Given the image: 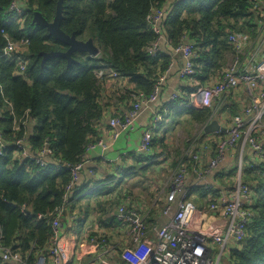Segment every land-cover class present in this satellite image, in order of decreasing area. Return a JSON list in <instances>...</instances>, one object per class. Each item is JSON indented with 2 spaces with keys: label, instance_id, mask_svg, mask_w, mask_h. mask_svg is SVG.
<instances>
[{
  "label": "trees",
  "instance_id": "obj_1",
  "mask_svg": "<svg viewBox=\"0 0 264 264\" xmlns=\"http://www.w3.org/2000/svg\"><path fill=\"white\" fill-rule=\"evenodd\" d=\"M20 1L0 0V55L7 39L27 40L23 71L15 58H0V245L34 264L50 252L52 221L65 211L71 169L82 165L107 112V79L96 72L110 69L115 80L127 79L133 101L138 93L149 97L171 62L170 53L148 54L159 36L147 18L162 9V35L172 49L185 41L194 45V74L187 79L203 84L215 72L220 77L227 65L233 51L228 33L252 27L255 16L250 0H62L61 30L78 41L92 39L101 52L99 58L75 52L69 64L65 58L42 61L41 53L65 48L32 25L36 12L52 22L59 0H22L23 7ZM13 2L19 14L10 12ZM192 91L185 89L173 102L188 103ZM210 110L187 111L203 125ZM241 180L250 184L251 217L246 237L233 243L222 264H264V161L244 168ZM0 264L9 263L0 255Z\"/></svg>",
  "mask_w": 264,
  "mask_h": 264
},
{
  "label": "crops",
  "instance_id": "obj_2",
  "mask_svg": "<svg viewBox=\"0 0 264 264\" xmlns=\"http://www.w3.org/2000/svg\"><path fill=\"white\" fill-rule=\"evenodd\" d=\"M234 33L249 38L248 50H251L256 60L264 58V30H261L260 20H254L252 27L250 24V27ZM158 44L160 52L171 55L169 68L164 72L165 82L157 98L142 105L138 117L132 123L133 130L118 131L117 138L109 122L113 117L126 116L132 109L135 103L130 98L132 86L127 79H107L103 83L105 100L108 101L107 112L97 124L95 135L86 147L82 169L72 193L67 197L65 211L60 215L58 257L49 253L37 256L45 258L46 264H127L129 260L138 263L145 258L147 245L155 239V231L176 212L175 202L167 196V187L177 157L183 151L181 143L184 140L188 143L191 139L192 145L179 159L188 151L200 156L198 164H193L191 160L186 163V183L190 200L196 209L194 223L198 227L207 222L221 235L225 231L226 220L217 213L206 214L209 202L232 197L240 177V164L242 171L244 168L247 171L251 164L262 163L263 160L251 147L239 143L235 148H228L216 168L210 169L217 145L228 137L233 116L241 113L250 100L246 88L241 84L230 91L226 103L210 110V118L205 124L199 125L187 111L192 106L174 103L172 96L181 97L187 88L195 91L204 85L219 82L218 72L203 84L191 82L182 75L184 61L177 55L175 48L170 47L166 37L162 35ZM233 56V51L226 55L227 64ZM260 88H263L262 84ZM212 121L223 130L205 133L204 127ZM261 132L258 139L264 147V126ZM146 133L150 135V144L143 151L142 137ZM98 141L106 143L107 148H89ZM244 184L250 187L248 182ZM121 207L135 212L147 224V231L137 246L128 238V215L119 214ZM168 207L170 210L165 213ZM77 224L82 226L80 233L74 230ZM215 243L209 240L208 246L215 247ZM64 244L72 247V254L64 252ZM232 246L233 243L229 244L226 252Z\"/></svg>",
  "mask_w": 264,
  "mask_h": 264
},
{
  "label": "built area",
  "instance_id": "obj_3",
  "mask_svg": "<svg viewBox=\"0 0 264 264\" xmlns=\"http://www.w3.org/2000/svg\"><path fill=\"white\" fill-rule=\"evenodd\" d=\"M252 11L255 20H260L261 30H264V0H253ZM10 12L20 13V9L16 2L10 6ZM164 19V10L155 9L148 16L147 20L152 28V31L159 36H162L160 28ZM158 39V42H159ZM228 43L231 45L234 56L223 70L219 82L213 85H204L190 92L188 104L196 109H217L227 101V94L233 89L238 88L241 84L245 86L249 102L244 106L241 113L233 116L232 126L228 131V137L219 142L215 150V157L210 163V169L216 168L218 163L224 158L228 148H235L239 143L252 148L253 152L264 161V147L260 144L259 137L264 126V58L256 60L255 55L248 50L249 38L240 33H230ZM158 42L153 44L148 50L149 55H154L158 50ZM27 40L20 42H12L7 39V45L2 50L0 58L12 57L17 61V66L20 71H23L26 66V60L18 55V44L26 46ZM177 55H181L184 64L182 75L187 78H192L193 60L196 58L194 45L185 41L175 49ZM165 73L157 81L153 93L149 97L138 93L135 97V103L130 112L124 117H113L110 119L109 125L114 132V137H118V131L125 132L133 130V122L138 117L143 104L154 101L165 82ZM96 77L99 79L115 80L118 75L110 70L103 69L96 72ZM192 80V79H190ZM263 88H260V85ZM180 98L173 95L172 100ZM150 144L149 133L142 137L141 149L145 151ZM96 146L102 149L107 148V144L103 141H98L89 146L94 149ZM187 160H191L193 164L200 162L198 154L186 152L181 159L176 162L168 181L167 196L176 204V212L169 221L155 231V239L147 245V255L140 262L134 263L130 260L127 264H222L223 258L227 251V247L231 243L238 244L246 237V226L251 217L248 207L250 201V187L245 185L241 180L242 165H239V179L236 184V189L230 199L222 198L219 201H210L206 214L217 213L226 220V228L221 235L213 230L207 222L196 226L194 216L196 213L195 206L190 200V190L187 186ZM60 164V163H59ZM61 165V164H60ZM62 167V165H61ZM82 165L79 164L71 169L73 180L66 188V198L71 193V190L77 181V176ZM65 210V204H63ZM63 210V211H64ZM168 207L165 213H168ZM120 215H126L129 220L128 238L133 245H139L142 237L147 231V224L135 212L126 211L124 207L119 208ZM59 212V211H58ZM52 221L53 239L51 241V249L49 254L58 257L60 246V215ZM214 240L215 247H209L208 241ZM1 241V237H0ZM59 241V246H58ZM63 250L66 254H72V247L69 244H64ZM1 259L9 264H26V260L22 259L17 253L3 249L0 245ZM34 264H46L45 258H36ZM105 264V263H102Z\"/></svg>",
  "mask_w": 264,
  "mask_h": 264
},
{
  "label": "water",
  "instance_id": "obj_4",
  "mask_svg": "<svg viewBox=\"0 0 264 264\" xmlns=\"http://www.w3.org/2000/svg\"><path fill=\"white\" fill-rule=\"evenodd\" d=\"M253 1V0H250ZM62 0H59L56 7L55 17L52 22H47L40 13L36 12L33 15L32 25L47 30L48 35L56 42L62 44L65 48L64 52H50V53H41L43 57V62L48 58H65L68 60V63L74 62L72 59V54L75 52H81L88 54L90 57H95L99 53V48L95 46L92 39L87 41H78L75 38V35L71 36L66 35L60 28L62 20ZM179 55V54H178ZM181 56V55H179ZM205 133L216 132L221 129L215 121L208 123L204 127ZM28 213V212H27Z\"/></svg>",
  "mask_w": 264,
  "mask_h": 264
},
{
  "label": "rangeland",
  "instance_id": "obj_5",
  "mask_svg": "<svg viewBox=\"0 0 264 264\" xmlns=\"http://www.w3.org/2000/svg\"><path fill=\"white\" fill-rule=\"evenodd\" d=\"M19 5L21 6V7H23V2H22V0L19 2ZM18 50H17V52H18V55H25L26 54V46H23V45H19L18 44ZM100 51H101V49H100ZM100 54H101V52H99L98 54H97V56H95L94 58H99L100 57ZM7 59H9V60H12L13 58L12 57H7ZM226 64H227V62H226ZM227 65H229V63L227 64ZM186 138V137H185ZM189 138L187 137L186 138V140H188ZM187 142V141H186ZM185 142V140H184V143H181V145H183V151L179 154V156L177 157V159L179 160V157L180 156H182V154L185 152V150H187V149H189V147L192 145V140L190 139L189 141H188V143H186ZM186 143V144H185ZM179 144V143H178ZM188 144H189V146H188ZM184 145H185V147H184ZM177 148H179V147H177ZM77 233H80L81 232V230H82V226L81 225H78L77 224V226L75 227V229H74ZM226 254H227V252H226ZM226 256V255H225ZM223 260H224V258H223ZM223 262V261H222Z\"/></svg>",
  "mask_w": 264,
  "mask_h": 264
},
{
  "label": "bare ground",
  "instance_id": "obj_6",
  "mask_svg": "<svg viewBox=\"0 0 264 264\" xmlns=\"http://www.w3.org/2000/svg\"><path fill=\"white\" fill-rule=\"evenodd\" d=\"M124 117V116H123Z\"/></svg>",
  "mask_w": 264,
  "mask_h": 264
}]
</instances>
